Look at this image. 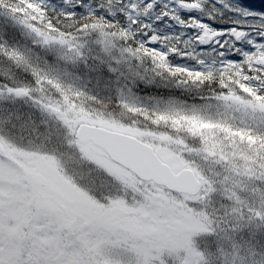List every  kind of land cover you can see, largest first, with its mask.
Instances as JSON below:
<instances>
[{
	"label": "rangeland",
	"instance_id": "rangeland-1",
	"mask_svg": "<svg viewBox=\"0 0 264 264\" xmlns=\"http://www.w3.org/2000/svg\"><path fill=\"white\" fill-rule=\"evenodd\" d=\"M22 28L36 42L49 44L52 41H45V31L37 35L33 30ZM54 41L62 44L60 39ZM66 45L69 47L68 43ZM257 61L261 62L259 58ZM35 90L38 92L32 95L41 100L40 106L26 97L0 95V118L7 114L5 107L9 104L17 108L29 102L32 112L46 115L52 125H61L74 136L78 125L84 122L129 133L148 141L174 172L193 169L201 189L195 195H188L141 180L113 162L99 147L77 141L80 144L78 152L104 174H109L114 183L115 192L109 190L106 193L109 195L95 198L81 190L63 171V163L50 153L25 149L19 142L24 140L18 137L17 131L16 137L2 131L0 260L4 264H99L100 259L106 262L99 256L103 253L114 255V251L124 260L119 264H167L169 258L183 259L184 264H208L213 259L209 254L217 253L220 238L230 235L224 231L231 229L229 222L247 221L252 215L250 209L264 212V160L257 159L249 151L237 150L236 146L221 151L219 145L211 140L202 143L201 138L200 146L193 148L171 132L89 119L83 110L59 102L41 86L36 85ZM226 97L211 104L222 119L234 120L242 129L253 125L258 118L264 121L257 105L244 107L240 101ZM166 117L169 123L186 128L179 117H175L177 121L169 114ZM198 129L199 126L193 130ZM206 129L214 130V127ZM200 132L203 139L205 135L210 137L205 127H201ZM230 136L241 139L233 133ZM33 141L27 144L35 146ZM194 153L214 165L207 167L209 163L203 160L194 161ZM88 235L92 243L90 248L85 244ZM103 240L106 245L105 242L100 245ZM213 246L216 250L210 252ZM229 253L227 259L232 264L234 254L233 251ZM220 259L223 264L222 254ZM107 264L112 263L107 261Z\"/></svg>",
	"mask_w": 264,
	"mask_h": 264
},
{
	"label": "trees",
	"instance_id": "trees-1",
	"mask_svg": "<svg viewBox=\"0 0 264 264\" xmlns=\"http://www.w3.org/2000/svg\"><path fill=\"white\" fill-rule=\"evenodd\" d=\"M61 2L62 0H46L50 7L59 6ZM201 3L205 12L212 11L213 6L216 8V12L212 13L213 19L199 12L186 14L181 11L180 14L185 18L187 15L197 16L213 28L247 29L256 20L254 16L239 15L216 0H201ZM226 3L241 9L264 11L261 6L264 0H226ZM21 18L23 17L19 14L14 18L7 8L0 7V41H5L2 36L3 27L11 28L12 39L6 40V44L22 54V59L18 62L0 56V79L7 78L14 87L28 86L33 89L32 93L38 92L35 90L36 85L32 84V70L35 69L41 78L38 86L42 90L54 95L59 102L70 103L75 109L83 110L89 119L171 132L194 146L193 148L200 146V138L202 143L211 140L220 146L218 149L221 151L236 146L235 149L249 151L257 159L264 160V121L258 118L252 122L254 126L242 129L234 120L218 116L216 108L211 105L229 96L240 101L244 107L257 105L261 111L259 115L264 116V56L259 49L249 53L251 59L245 58L236 63L226 61L223 65L214 64L210 74L207 67L201 68L198 62L186 58L188 53L182 51V41L186 37L179 36L184 30L165 17L153 24L157 30L155 33L148 32V37L156 35L157 43L147 46V54L142 49L137 51L136 45L131 42L127 46L132 47L133 51L122 52L125 45L121 43L119 36L113 37L106 32L92 35L89 30L88 34L69 35L66 31L63 40L80 43L89 41L87 48L82 50L83 58H80L76 55L75 47L71 50L66 47V43L59 44L54 40L49 44L36 42L22 28L19 23ZM141 19H144L143 15ZM236 21L241 23H234ZM40 31H45L52 37L60 36L58 31H52L46 26H40ZM186 31L192 33L193 29L188 28ZM248 34L250 37L254 36L252 31ZM97 39L107 40L115 44V48L107 53L101 52L96 44ZM144 39L146 38L142 34L137 36L138 41ZM238 47L252 51L246 40L238 42ZM157 52L160 56H166V59L153 55ZM170 52L179 54L167 55ZM258 58L261 62L257 61ZM117 60L120 61L119 64L116 63ZM208 63H211V58H208ZM177 67H180L179 72H176ZM112 68L116 70L113 71ZM197 68L201 70L195 71ZM187 69L193 71L188 72ZM57 84L59 88L56 87ZM5 111L7 114L0 118L1 134L4 131L7 136L12 134L16 137L17 131L18 137L24 140L19 142L25 149L50 153L56 161L63 163V171L86 194L100 198V195H109L106 194L109 190L111 193L115 192L112 177L104 174L102 169L78 152L77 145L80 144L74 133L67 132L61 125H52L46 115L32 112L29 102L17 108L9 104ZM167 114L176 121L179 117L186 128L180 129L174 122L169 123ZM198 126L197 131L193 130ZM201 127H205L210 137H200ZM207 127H214V130H207ZM230 133L239 135L241 139H233ZM138 138L151 145L145 139ZM32 139L35 146L27 144ZM192 158L194 161L199 159L209 163L207 167L214 165L203 156L197 157L196 153ZM253 210L256 211L255 208ZM239 223L229 222L228 228ZM226 236L228 237L225 234L220 238L217 250L213 246L209 251L216 250L218 253L222 247H228L225 245ZM240 241H244L240 249L225 248L226 252L233 251L232 264H242V258L247 259L244 264H264V226L254 220L248 224L245 221L244 228L235 234L232 243L239 245ZM199 245L201 248L202 242ZM179 261L180 259L169 258L167 264H179L183 259Z\"/></svg>",
	"mask_w": 264,
	"mask_h": 264
},
{
	"label": "snow or ice",
	"instance_id": "snow-or-ice-1",
	"mask_svg": "<svg viewBox=\"0 0 264 264\" xmlns=\"http://www.w3.org/2000/svg\"><path fill=\"white\" fill-rule=\"evenodd\" d=\"M216 2L239 15L254 16L256 20L247 29L244 27L213 28L197 16L187 15L186 19L180 14L181 11L186 14L199 12L209 19H213L212 13L216 12V8L213 6L211 7L212 11H203L201 0H62L61 4L55 7H50L46 0H11V2L10 0H0V7L7 8L14 18L18 14L22 16L23 18L19 19V23L33 30L37 35H40V26L58 31L60 33L58 38L49 36L45 32V41L60 39L61 43H68L70 49L75 47L76 55L80 58H83L82 50L86 48L89 41L84 40V42L75 45L70 41H64L63 37L66 31L69 35L72 33L88 34L89 30H91L92 35H97L98 32H106L113 37L119 36L121 43L125 45L121 49L122 52L133 51L132 47L127 46L128 42H131L136 45L137 51L142 49L147 54V46L157 43L156 35L148 37V32L155 33L157 30L153 24L165 17L184 30L179 36L186 37L182 41L184 45L182 51L188 53L186 58L198 62L201 68L207 67L210 74L214 64L223 65L226 61L236 63L244 61L245 58L251 59L249 53H254L257 49L264 56V11L256 12L251 9L232 7L226 3V0H216ZM261 6L264 7V3ZM141 15L144 17L143 20ZM234 23L239 24L241 22L236 21ZM188 28L193 29L192 33H187ZM249 31H252L254 36L250 37ZM140 34L146 39L138 41L137 36ZM2 36L5 41H0V56L16 62L21 60L22 54L9 48L6 44V40L12 39L11 28L3 27ZM242 40L247 41V44L252 47V51L238 47V42ZM96 44L104 53L115 48V44L103 39H97ZM175 54L179 53L170 52L167 55ZM153 55L160 56V53H153ZM160 58L164 60L166 56H160ZM208 58H211V63H208ZM116 63L119 64L120 61L117 60ZM111 70L115 71L116 69L112 68ZM200 70V68L195 69L197 72ZM179 71L180 67H177L176 72ZM187 71L191 72L193 69H187ZM40 83L41 78L33 69L32 84L39 85ZM56 87L59 88L60 86L57 84ZM32 92L31 87H14L7 78L0 79V95L6 94L15 98L26 97L35 105L40 106L41 100L33 97ZM3 140L4 136L0 134V142ZM249 211L252 215L248 216L247 224L254 220L255 223L264 226V212L251 209ZM244 226L245 221L242 219L239 224L231 229H224L225 232L230 233L225 243L228 247H222L218 253H210L209 255L213 259H210L208 264H221V254L225 257L223 264H229L227 257L230 253L225 252V248L237 247L240 249L244 241H240L239 245L232 243V241H234L235 234ZM82 227H87V225ZM246 260V258H242V264ZM0 264H4V261L0 260Z\"/></svg>",
	"mask_w": 264,
	"mask_h": 264
},
{
	"label": "water",
	"instance_id": "water-1",
	"mask_svg": "<svg viewBox=\"0 0 264 264\" xmlns=\"http://www.w3.org/2000/svg\"><path fill=\"white\" fill-rule=\"evenodd\" d=\"M75 139L81 144L90 142L99 147L112 161L141 180L188 195H195L201 189L200 180L192 169L174 172L151 145L128 133L84 122L78 125Z\"/></svg>",
	"mask_w": 264,
	"mask_h": 264
},
{
	"label": "flooded vegetation",
	"instance_id": "flooded-vegetation-1",
	"mask_svg": "<svg viewBox=\"0 0 264 264\" xmlns=\"http://www.w3.org/2000/svg\"><path fill=\"white\" fill-rule=\"evenodd\" d=\"M114 162V161H113ZM117 164V163H116ZM119 165V164H118ZM121 166V165H120ZM87 234H88V232H87ZM85 240L87 241V242H85V244L86 245H88L89 246V248H90V246H92V243H91V241H90V236L88 235L87 236V238H86V236H85ZM105 242V243H104ZM104 243V245H106V241L105 240H103V242H101L100 243V245H102ZM74 245H76L75 243H74ZM116 254H114V255H112L111 253H103L104 255L103 256H99L100 258H104V259H102V260H105L106 262H100L101 261V259H100V261H99V264H107V261L109 262V263H112V264H119V263H122L124 260H123V258L120 256V254L117 252V251H114ZM118 253V254H117ZM109 254V255H108ZM126 263V262H125Z\"/></svg>",
	"mask_w": 264,
	"mask_h": 264
}]
</instances>
